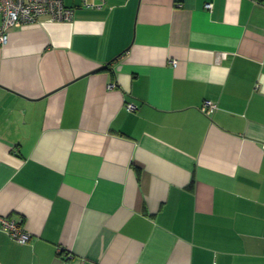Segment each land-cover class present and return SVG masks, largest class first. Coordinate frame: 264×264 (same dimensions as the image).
<instances>
[{"label":"crops","instance_id":"crops-1","mask_svg":"<svg viewBox=\"0 0 264 264\" xmlns=\"http://www.w3.org/2000/svg\"><path fill=\"white\" fill-rule=\"evenodd\" d=\"M102 1L0 44V264H264V0Z\"/></svg>","mask_w":264,"mask_h":264},{"label":"built area","instance_id":"built-area-1","mask_svg":"<svg viewBox=\"0 0 264 264\" xmlns=\"http://www.w3.org/2000/svg\"><path fill=\"white\" fill-rule=\"evenodd\" d=\"M81 5L87 9H101L104 1L81 0ZM207 7L212 8L213 4L209 3ZM0 14L2 16L0 44L5 45L9 41V29L38 24L44 18L52 21H70L74 18L75 8L69 6L66 0H0ZM221 56L225 58L227 54L224 53ZM128 108L134 110L136 106L130 103ZM217 108L218 105L215 102L206 100L201 109L206 115H211ZM0 224L1 228L16 242L25 244L32 238L18 220L0 216Z\"/></svg>","mask_w":264,"mask_h":264},{"label":"rangeland","instance_id":"rangeland-1","mask_svg":"<svg viewBox=\"0 0 264 264\" xmlns=\"http://www.w3.org/2000/svg\"><path fill=\"white\" fill-rule=\"evenodd\" d=\"M66 3L68 4L69 3V0H66Z\"/></svg>","mask_w":264,"mask_h":264}]
</instances>
